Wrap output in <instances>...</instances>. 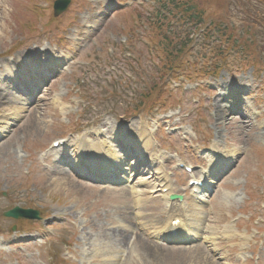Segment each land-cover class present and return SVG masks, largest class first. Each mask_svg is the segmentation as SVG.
Returning <instances> with one entry per match:
<instances>
[{
    "label": "rangeland",
    "instance_id": "374dc122",
    "mask_svg": "<svg viewBox=\"0 0 264 264\" xmlns=\"http://www.w3.org/2000/svg\"><path fill=\"white\" fill-rule=\"evenodd\" d=\"M52 1L0 0V63H4L8 56L13 59L21 54L36 55L35 50L41 47L57 45L60 49H65L71 37L63 35L68 31L65 28L78 24L87 17L92 24L97 25L91 39H85L84 47L78 49L81 51L77 52L76 63L67 72L56 77L48 92H44V97L55 92L65 101L76 92L77 87L82 86V100L79 99L77 105H72V111L57 119L51 113V108L45 105L46 102L41 101L43 105L37 111L34 108L28 110L16 130L0 141V230L3 229L0 233L8 231L14 222L18 223L2 216L4 211L14 206L42 209L44 215L52 214L56 217L54 224L48 225L55 232L54 241L47 239L39 246L31 245V248L30 245H22L19 253L23 255L19 261L0 255V264H59L62 263L61 255L64 253L70 257L71 264H264V130L259 135L255 129L243 132L237 126L216 123L210 116L213 112L211 105L214 104V91L206 87L205 83L194 91L183 92L182 88H177L174 80L169 81L170 88L176 90L174 94L182 107L181 113L188 116L183 118V122L193 127L194 140L224 142L237 155L235 168L223 181L214 184V191L208 194V201L203 204H194L189 199L184 191L185 178L180 173L174 176L171 188L184 195L185 205L184 210L175 206L169 209V213L172 211L184 216L192 220V224L197 220L201 237L199 241L175 245L151 238L154 235L152 222L157 217L161 220L162 210L160 206L155 207L158 202L152 200L147 192L141 202L140 220L143 227L138 228L139 225H134V210L125 190L121 192L124 197H118L117 193H110L118 188L88 183L72 175H66L70 186L53 182V179H61L49 170L53 158L42 157L40 152L48 147L52 139L60 136L61 132H67L77 125L92 124L104 119L108 123H114L113 128H118L116 117L122 113L123 107L135 93L146 89L148 79L158 70L160 59L153 60L154 65L151 64L150 60L154 55L152 49L158 36L150 25L140 23L141 19L136 17L133 10L116 11L98 21L97 6L87 4L86 0H70L67 11L56 17L52 24L47 22L51 17ZM197 1L200 4L195 2L196 6L202 8L203 0ZM147 3L146 6L137 5L139 7L136 10L143 15L153 14L155 9L149 7H153V3ZM34 4H41V7L30 10L29 7L32 5L34 8ZM30 21L31 29L24 33L28 26L26 23ZM45 22L50 31L44 27ZM167 23L170 26L165 29V35L171 39L170 46L180 47L186 36L181 27L184 22L169 20ZM184 28L187 29V26ZM58 29H62L59 33L62 41L59 43L51 33ZM139 35L147 38V41L136 42ZM202 37L203 33L199 30L193 35L194 40L189 46V58L196 62L198 68L202 66L200 56L207 52L201 44L206 40ZM121 44L127 45L128 57L134 56V60L136 57L138 62H127L129 60L125 59L126 51L123 52L119 46ZM239 61L235 55L228 56V65L220 69L215 78H209L211 84L233 79L235 73L230 70L239 66ZM106 77L112 79L107 82ZM120 79L124 86L114 91L113 95L111 90L115 89V81ZM262 94L264 95V88ZM169 111L173 113L172 123L177 118L181 119V116L174 118L178 108L170 105L154 112L152 110L151 113L158 116L163 112L162 116L165 117ZM262 111L264 112V101ZM67 122L68 127H65ZM131 123L138 125V119L135 118ZM159 140L164 148L179 147V151L184 153L179 139L165 137L162 140L159 137ZM9 150L11 152L6 154ZM27 174L28 178L25 177ZM124 208L125 212L121 213ZM237 216L243 218L231 224L230 220ZM225 233L233 235L234 239L226 237ZM59 238L72 242L69 243L71 247L67 250L60 248L59 251ZM142 241L154 243L160 252L157 250L149 255ZM243 245L248 249L247 257L251 261L243 260L244 253L240 250ZM31 254L34 255L32 259Z\"/></svg>",
    "mask_w": 264,
    "mask_h": 264
},
{
    "label": "trees",
    "instance_id": "16d2710c",
    "mask_svg": "<svg viewBox=\"0 0 264 264\" xmlns=\"http://www.w3.org/2000/svg\"><path fill=\"white\" fill-rule=\"evenodd\" d=\"M196 2H198L197 0H195ZM220 1V3H219ZM203 7L204 10L205 9H211L210 12H207L205 15V17H203L200 20V17H198L196 19L197 24H201L206 22V20L211 19L217 14L218 9H224V6L226 5V0H203ZM220 5V8H219ZM199 16L202 15V11L197 13ZM160 17L157 16L156 18H154L151 21V27L154 29L155 33L158 34L159 29H161V24H160ZM189 22H192L191 20H189ZM163 28V26H162ZM153 31V33H154ZM227 32V29H226ZM151 35V31L149 32ZM156 42H158V39L156 40ZM165 47H163L161 50H159L162 54L166 51V60L164 61V63L167 65V67L172 68L174 70H179L181 69L188 60L186 53H188V49H186L185 47H175V46H170L172 45L171 43V39H169L168 37L166 38V42H165Z\"/></svg>",
    "mask_w": 264,
    "mask_h": 264
},
{
    "label": "bare ground",
    "instance_id": "6f19581e",
    "mask_svg": "<svg viewBox=\"0 0 264 264\" xmlns=\"http://www.w3.org/2000/svg\"><path fill=\"white\" fill-rule=\"evenodd\" d=\"M1 88H2V92H0V98L2 96H4V95H10V89H9L8 86L5 85L4 88L3 87H1ZM229 111H230V108L227 107L226 105L223 106V105H221L219 103H217L216 105H214V116L213 117L215 119V122L216 123H219V124H226V123H228L229 122L228 121V112ZM229 123L230 124H236V125H238V128L241 129V130H245L247 128V123L245 122V119L243 117H241L238 121H236V123L235 122L234 123L233 122H229ZM115 162H116V164L118 166L121 167V164L118 161H116V159H115ZM53 168L54 169L52 170V172L54 174H57L58 173L59 176L61 177V179H58V178L53 179V182L54 183L59 182V183H61L63 185L70 186V182H69L70 180H68L66 178V174H65L66 171L60 170L55 165L53 166ZM53 182H52V185L55 186ZM114 191L115 192H111L110 191V193H117V196L118 197H124V195H122V193H121L124 190H114ZM125 210H126V208L122 209L121 210V213L125 212ZM122 219L124 220L125 218L122 217ZM171 220H174V219H171ZM194 221H197V220H194ZM161 223L162 222H160L159 219L154 222V224H157V225L158 224H161ZM153 244H151V243H144L142 241V245L146 248V253H148L149 255H150V253L155 252V251L158 250V247L155 246V245H153ZM157 252H160V251L158 250Z\"/></svg>",
    "mask_w": 264,
    "mask_h": 264
},
{
    "label": "water",
    "instance_id": "95a60500",
    "mask_svg": "<svg viewBox=\"0 0 264 264\" xmlns=\"http://www.w3.org/2000/svg\"><path fill=\"white\" fill-rule=\"evenodd\" d=\"M67 0H65L66 2ZM64 2V1H63ZM7 215H11V216H14V212L10 211L9 213H7Z\"/></svg>",
    "mask_w": 264,
    "mask_h": 264
}]
</instances>
